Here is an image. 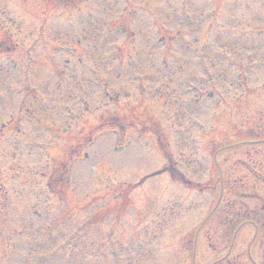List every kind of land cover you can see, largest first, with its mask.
I'll list each match as a JSON object with an SVG mask.
<instances>
[{
	"label": "rangeland",
	"instance_id": "obj_1",
	"mask_svg": "<svg viewBox=\"0 0 264 264\" xmlns=\"http://www.w3.org/2000/svg\"><path fill=\"white\" fill-rule=\"evenodd\" d=\"M42 1L0 0V18H5L2 14H15L21 27L35 24V28L26 31L16 41L21 47L20 56L12 54L13 59L0 63V80L5 83L0 101L7 100L9 103L4 109L0 106V120L8 117L13 123L25 122L55 139L60 134V124L67 112L64 107H70L75 96L88 97L97 91L88 82L87 75L93 79L101 72L123 70L119 74L115 70L99 77V82L107 83L108 92H105L106 96L102 92V98L93 95L88 106L89 113H83L81 118L76 116L73 120L65 117L67 122L72 120L65 125L66 138L72 147L66 158L74 163L69 175L67 165L46 163L45 157L36 159V164L31 167L35 151L48 142L38 130L28 127L16 129L17 125L10 123L0 129V178L3 174L7 179L8 173L16 177L12 188L8 189L9 194L4 197V209L0 212V264L5 259L9 261L6 264H21L17 259L32 252L22 250L21 246L37 238V226L47 227L50 216L56 214L55 207L49 204H52L51 201L56 204L57 199L51 193L57 191L53 188L54 191L50 192L45 186L47 179L54 177L50 174L56 165L59 170L54 172L63 179L62 187L69 183L66 193L70 197V211L76 212L75 217L66 220V225L76 226L80 221L87 220L89 227L83 226V232L90 241L85 251L79 254L78 262L61 264H189L191 255L190 252L186 255L182 241L186 236L191 239L195 235L194 228L203 222L209 208L211 216L203 224L204 230L198 232L193 260L210 264L214 259L222 262L217 258L223 257V264L229 261L248 264L246 251L251 242L254 245L252 256L258 257L256 246L264 249V88L245 99L238 98L237 89L211 94L201 92L200 96L191 92L188 97H174L177 88L185 85V78L193 83L191 77L183 74L197 77L193 60L199 53L209 57V53L220 52L218 41L224 35L221 28L228 21L210 18L208 13L216 4L211 0H93L92 10L69 4L57 18L60 1L50 0L45 18L52 15L55 19L46 20L53 32L44 43L41 41L42 34L36 32L40 18L44 17L41 10L45 9V5ZM233 2L223 1L225 5H234ZM242 2L244 5L247 2L253 12L247 14L243 11L241 20L246 34L250 27L256 28L255 31L264 28V0ZM118 13L122 19L139 20L136 30L128 27L135 34L125 43L128 48L124 49L119 48L120 45L124 47V43L113 41L118 28L112 27L111 23L118 20ZM256 16H259L257 22ZM0 24L6 27L8 23L2 19ZM102 33L111 39L109 43L99 41ZM45 34H49L47 29ZM76 34L82 42L80 45L72 40ZM248 36L247 46L256 41L260 43L258 48L264 50V34L255 35L252 42ZM164 48L176 56L167 59V63L181 64L180 78L164 76L161 68L158 70L157 66L165 64V60H156L154 54ZM229 48L235 47L230 45ZM141 63L153 68L141 66ZM132 72L144 81L151 77L154 80L153 92L140 93L137 87H133L135 81L130 79ZM256 72L258 80L264 82L261 70ZM36 75L44 79L40 86L33 82ZM63 78L71 84L76 78V82L70 88H60L56 80L61 83ZM214 81L215 78L210 85H214ZM165 82L170 83L169 88ZM23 84L26 89L22 91ZM109 98L112 100L109 101ZM193 98H198L199 103H194ZM216 105L219 106L216 108ZM177 106H184L190 114L187 120L175 124L172 112L177 111ZM215 111L221 112L216 114ZM100 112L102 115L115 113L124 116L129 122L130 118L138 115L156 122L168 144V156L175 173H180L187 183L178 181L177 174L171 177L173 181L169 180L170 175L165 171V162L156 145L148 136L146 139L139 138L133 132L134 128L124 126V136L128 137L122 143L116 141L113 129L93 130ZM92 133L94 136H91ZM84 135L94 138L89 146L82 143ZM20 136H28L30 148L34 150H27L23 155L25 161H19L21 155L6 150L11 147L13 137ZM252 137L256 142L237 143ZM76 142L78 144L75 145ZM59 150L55 149L54 155L61 154L62 150ZM85 152L88 153L87 159L83 158ZM18 161L20 168L13 169ZM27 168L37 169L34 176L41 175L35 183L32 175L23 172ZM22 176L25 177L20 178ZM139 177H143L140 183L149 178L155 180L146 181L141 188L131 192L127 190L123 208L112 213L117 216L114 224L109 217L104 219L103 224L93 227L90 224L95 217L79 213L85 211V206L93 210L101 202L111 204L114 187L125 188ZM8 183L2 184L0 180V188L11 187L9 180ZM50 183L55 184L54 180ZM61 192L65 199V191ZM185 192L190 195H185ZM28 201L40 203L48 219L41 218L39 221L34 212L26 210L30 208ZM76 205L83 206L82 210L79 211ZM161 209L164 214L158 218L155 210ZM66 216L63 214L59 219L65 220ZM237 223L242 225L236 229ZM63 228H60L62 232L78 229ZM47 232L42 234V240L46 242L51 238L47 237ZM73 241L74 235L64 233L60 243L65 250H75ZM64 258L67 261L74 259L72 255ZM260 258L264 264V257ZM27 260L31 264L43 263L36 255Z\"/></svg>",
	"mask_w": 264,
	"mask_h": 264
}]
</instances>
